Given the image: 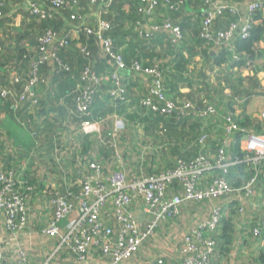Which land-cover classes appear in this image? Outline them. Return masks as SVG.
<instances>
[{
  "label": "built area",
  "instance_id": "2783aa9c",
  "mask_svg": "<svg viewBox=\"0 0 264 264\" xmlns=\"http://www.w3.org/2000/svg\"><path fill=\"white\" fill-rule=\"evenodd\" d=\"M45 1L50 8L32 3L31 0H23V3L27 11L31 10L32 14L43 18L52 17L51 9L58 10L67 5L65 0ZM90 1L93 4L112 2ZM142 1L147 3L148 8L139 10L145 20V23L140 24L141 32L147 37L164 33L174 43L181 42L182 31L170 18L166 16L162 20L157 19L156 7L160 1L170 6V10L174 9L170 0ZM205 5L207 10L202 18L200 38L206 44H214L219 49L228 47L236 39L247 40L255 24V15H264V0H247L245 11L242 6L225 1L205 0ZM226 13L241 18L226 29L217 30L216 19ZM74 19L75 17L72 18ZM108 28V24L101 22L98 36ZM71 39V34L61 36L52 31L45 33L40 39V62L48 63L52 59L58 61L56 52L66 50ZM101 44L113 58L116 56L110 51L111 40L104 39ZM115 65L116 71L112 75L115 88L112 96L119 101L124 100V90L121 89L118 72L125 65L120 57L116 58ZM36 67L32 69L30 82L24 86L25 95L32 94L34 86L40 82ZM135 69L139 70L140 67L137 65ZM145 73L154 77L150 90L152 97L163 103V106H158L154 99L147 98L143 101L146 110L158 113L165 119H170L173 114L182 120L193 116V104L168 97L162 88V74L157 69H148ZM91 83L100 84V79L86 72L76 98V114L83 117L78 129L82 136H99L102 126L105 125L90 119L96 95ZM6 95L3 94L4 97ZM31 97L35 99L33 104L37 105L36 97ZM24 98L23 95L21 100ZM215 115L219 113L209 107L200 119ZM261 120L264 123V113L261 114ZM222 121L227 138L236 133L242 135L239 147L242 156L234 157L229 148L222 147L215 157L201 156L190 163L179 160L173 169L148 174L139 163L130 168L119 153L111 161L113 167L96 159L88 161L79 172L83 176L79 187H72L75 190L69 188L67 197L55 193L56 196L48 200L51 215L42 234L53 241V251L47 258L40 259L35 264H55V258L61 255L77 260L78 264H93L97 257L109 261V264H212L213 257L218 252L214 236L220 233L226 218L222 208L214 202L241 194L251 198L260 183L259 175L255 173L245 185L236 188L230 185L226 175L239 166L258 167L264 162V135L248 133L231 114H225ZM125 127V123L116 118L110 134L111 141L106 142L107 145L115 149L118 145L117 139L123 134ZM200 141L204 144L205 137ZM230 142L229 140V144ZM22 178L11 170L0 172V235L9 234L12 241L19 239L30 221L31 200L29 202V197L23 192L29 186L23 183ZM76 189L80 190L74 195L73 191ZM206 202H211L212 206L205 204ZM194 203L205 207L198 213L201 216H196L195 223L188 228L181 221V214L184 207ZM140 205H143L147 220L137 217L136 211ZM239 213L244 214V209L240 208ZM173 227L179 232L172 236L177 242L176 253L172 251L170 254L174 260L168 256L169 249L165 252L161 248L164 243L167 245V241L170 243L168 232ZM259 233L261 232L258 229L254 231L256 236ZM145 247L149 250L146 256ZM158 247L159 250L156 249ZM7 254L1 244L0 264H14L16 261L19 264H30L27 252L20 247L15 249L16 261L9 260Z\"/></svg>",
  "mask_w": 264,
  "mask_h": 264
},
{
  "label": "trees",
  "instance_id": "16d2710c",
  "mask_svg": "<svg viewBox=\"0 0 264 264\" xmlns=\"http://www.w3.org/2000/svg\"><path fill=\"white\" fill-rule=\"evenodd\" d=\"M31 1L32 3H39L50 8L49 3L45 0ZM65 1L67 5L63 8L58 10L51 9V18H43L32 14L31 10L27 11L24 7L23 0H0V115H9L15 121H17L16 119L19 116L18 120L21 119L19 123L23 125L25 122L26 128L29 130L32 127V123L29 121L30 117L24 119L20 114L29 111V109H37L36 111L42 109L43 115L48 113L44 125L49 132L47 139L50 140L45 141L49 145L53 126L57 120L60 121L61 117H65L69 112L77 110L76 98L80 92L82 78L87 72L89 75L100 79V84H90L96 92L90 119L94 120V122L108 124L106 127L108 129L110 128V132L103 136L91 135L89 137L95 136L97 140L95 145L98 143L106 151L110 150V154L114 151V148L110 147L109 144L107 145L106 142L109 143L111 141L110 134L113 130V118L115 117L125 123L126 127L122 137L124 144H130L131 141L134 144L135 140L131 138L133 133H130V131L134 128H143L147 135H150L151 132L152 136L161 142L159 146L164 144L162 149H158L161 151L160 153H162L163 157L168 154L174 156V159L167 163L161 170L159 168L155 170L156 172H161L163 169H173L179 160L190 163L201 156L215 157L223 147V139L217 137V135L214 136L209 132V129H202L203 124H200L201 122L196 127H193L189 134L188 131H180L181 128H186V126H183L185 124L184 121L180 120L176 114H173L170 119H165V117L158 113L146 110V107L143 106V101L147 98H152L158 106H163V103L159 102L154 96L153 98L150 93L154 77L145 73L148 69H157L162 74V88L169 98L172 100L184 98V95L178 91L180 84L186 85V79H188L185 74L187 71V61L183 53L187 49L186 45H188L186 44L188 25L175 23V19L171 15L174 13L175 15H179L184 9V3L186 2L183 0H170V5L174 7L173 10H170V6L163 1H160L156 7L157 19L162 20V18L167 16L181 29L183 34L182 40L179 43H174L172 40L166 38L168 34L158 33L153 34L154 36L147 37L144 32H141L140 24L145 23V20L142 18V13H139V10L148 8L147 3L142 0H112L111 3L95 4L90 0ZM189 1L192 6L195 5V0ZM216 1H225L239 6H242L241 4L244 3L238 0ZM203 2L205 6V0ZM12 6L14 9L25 10L27 13V21L22 22L19 32L15 36L10 37V33L9 35L7 33L6 26L12 24L10 16ZM73 17H75L74 20H72ZM240 18V16L226 13L216 19L215 27L217 30L226 29L232 23L238 22ZM254 21L255 24L252 27L250 37L247 40L236 39L234 41L236 53L239 54V60H234V63L239 67L242 65L247 66L251 68L250 70L254 74H257L258 70L253 66L259 55V50L257 49L258 44L264 37V15L256 14ZM101 22L108 24L109 28L101 32L100 36H98ZM68 23L70 27L73 26L79 32L78 39H71L66 50L56 52L58 61L52 59L48 63H41L40 39L48 31L55 32L61 36L71 34L65 31ZM201 24L202 20L200 26L196 27L199 28L197 31V40L193 42L190 40V43L192 42L191 46L196 45L200 52L210 48L200 38ZM220 26L224 27L221 28ZM5 36L9 40H12L11 45H4ZM104 39L111 40L112 45L110 51L116 55L114 58L102 46L101 41ZM163 41L166 45L163 46L165 57L162 60H157V55H147V47L162 44ZM191 46L188 48L187 54L191 56L198 55L199 52L192 50ZM219 51L222 53L214 58L215 64L221 66L227 64L233 58L230 56V53H227V47H222ZM117 57H120L125 65L124 69L118 72L121 89L124 90L122 94L124 100L119 101L114 100L112 96V91L115 88L113 86L114 82H112V75L116 71L115 63ZM242 57H244L243 60L241 59ZM137 65L140 67L139 70L135 69ZM34 66H37V78L40 82L34 86L32 94L25 95L23 92L24 86L30 82V75L33 76L32 69ZM51 77L54 87L47 89L48 82L50 81L48 78ZM257 85L258 81L254 79L252 87L254 88ZM192 89L193 93L189 97L194 98L198 93V88L194 89L192 86ZM4 93L7 94L5 97L3 96ZM41 94H44V96ZM23 95L25 98L21 100ZM31 95L36 97L37 105L33 104L35 99ZM199 100H193V102L198 105L206 102L204 98H200ZM50 112H55L56 116H49ZM77 117L79 121H83V117L79 115ZM232 118L234 119L235 117L232 116ZM58 124L55 125L56 128ZM33 127L37 128L35 123H33ZM202 137H205L204 144L200 141ZM53 138L52 140H54ZM87 138L83 141V149L86 147L90 149V146L92 148V140H86ZM120 145L118 146L119 150L122 147L125 149V146H122L121 142ZM2 149L4 150L3 147ZM231 155L234 157L242 156L235 148L231 150ZM10 164L11 159L1 155L0 172H8L9 170L7 168ZM135 166L134 164L129 167L134 168ZM16 170L19 172V167ZM17 171L14 172L17 174ZM244 171H248L249 173L246 175L240 174ZM255 173L259 175L260 179H264V162L258 167L244 165L234 168L229 175H226V178H228L232 187L240 188ZM26 179L28 180V178H24L23 181ZM81 181H83V176L79 177L78 187ZM33 184L35 185L34 187L29 186L23 191L29 197V202L32 199L31 196L34 197L39 190H42L38 185L39 183L34 182ZM65 187L63 188L64 191L60 190L55 193L67 197L69 193L68 189L73 188L71 186ZM79 190L76 189V191H73L75 192L74 195L78 194ZM55 193L48 191L45 197L51 199L56 196L54 195ZM210 203L206 202L205 204L211 207L212 204ZM193 205L198 206L195 203ZM222 210L226 213L223 207ZM231 221V217H228L222 224L224 226L223 239L229 240V231L231 226H233ZM220 235L216 234L214 236L217 245L222 239H220ZM222 247H224L223 242Z\"/></svg>",
  "mask_w": 264,
  "mask_h": 264
},
{
  "label": "crops",
  "instance_id": "0c3cea01",
  "mask_svg": "<svg viewBox=\"0 0 264 264\" xmlns=\"http://www.w3.org/2000/svg\"><path fill=\"white\" fill-rule=\"evenodd\" d=\"M183 1L186 3H184L182 12L179 15H175V13L171 15L174 17L175 23L188 25L186 39V44L188 45H186L187 49L183 52L187 61V71L185 74L188 79L185 78L186 85L180 84L178 92L182 93L184 98L178 99V101L193 104V113L195 115L193 114V116H189L184 120L180 119L185 123L183 126H186V128H181L180 131H188L190 134V130L201 122L200 124H203L202 129H209V132L214 136L217 135V137L223 139V143L226 142L223 147L229 148L230 152L233 148L239 152L240 138L242 135L236 133L231 138H227L223 130L224 122L222 121V117L225 114H231L235 117L234 120L239 123L241 128L247 130L248 133L264 135V124L261 120V114L264 113V37L258 44L257 49L259 50V55L253 66L258 70L257 74H254L250 70L251 68L247 66L242 65L239 67L235 65L234 60H239V54L236 53L234 42L227 47V53H230V56L233 58L227 64L219 66L215 64L214 58L222 53L219 51L221 48H217L214 44H207L206 46H210V48L200 52L196 45L191 46L192 42L197 40V31L199 28L196 27L200 26L203 13L207 10V6H204L203 0H195L194 6L191 5L189 0ZM238 1L244 2L241 4L243 8L246 6L247 0ZM10 16L12 24L6 26V29L8 35L10 33L9 36L13 37L19 32L21 23L27 21V13L25 10L14 9L12 6ZM220 27L222 28L224 26ZM65 31L71 33L72 40L78 39L80 35L73 26H69V23ZM166 38L171 40L169 35ZM190 40H192L191 43ZM11 43L12 40H9L5 36L4 45L8 46ZM163 44L164 41L162 44L147 47V55H157V60H162L165 57L163 46L166 45ZM190 46L192 50L198 51L199 54L196 56L187 54ZM243 58L241 59L243 60ZM48 79L50 81L48 82L47 89L54 87L52 77ZM254 79L258 81V85L253 88L252 83ZM192 86L194 89L198 88V93L194 98L189 97L193 93ZM41 95L44 96V94ZM200 98H204L206 102H202L201 105L193 102V100L200 101ZM209 107H213L219 113V115H216L218 117L209 116L206 119H200L202 113ZM36 110L29 109V111L20 114L24 119L30 117L29 121L32 123V127L29 130L26 128L25 122L23 125L19 123L21 120H18L19 116L16 119L17 121H15L9 115H0V157L3 155L11 159V164L7 168L8 170L14 172L19 167L20 171H17V174L14 173L19 178L23 177V180L24 178H28L25 181L21 179L26 186L34 187L35 185L33 183L36 182L39 183L38 185L42 189L34 197L31 196L30 221H28L25 231L19 239L12 241L9 234L0 235V246L2 244V247L7 251L9 260H17L15 257V249L20 247L27 252L30 264H35L38 260L47 258L53 251V241L47 239L42 234L51 215V207L47 204L49 199L45 197L46 193L48 191L53 193L59 192L65 186H77L79 184V177L81 176L79 172L84 169L88 160L96 159L103 164L111 166L114 154L119 153L122 155L118 147L121 146L120 141L117 142L118 145L111 154L110 150L106 151L104 148L100 151H104L105 154L97 151L95 148L99 146H97L98 143L95 145L97 141L95 136L89 138L90 136H82L80 134L78 129L81 121H79L75 110L69 112L67 116L61 117L60 121L57 120L55 125L57 123L59 124L57 128L55 125L53 126L51 142L48 145L45 141L50 140L47 139L49 132L44 125L48 113L43 115L42 109L39 111ZM49 116H56V113L50 112ZM33 123H35L37 128L33 127ZM106 126L108 124L104 125V127L102 126L101 136L110 132V128L108 129ZM52 137H54V140H52ZM122 137L123 134L118 139ZM85 138H87L86 140H92V148L90 146V149L88 147L83 149V141H85ZM229 140L231 141L230 144ZM167 158L170 162L174 159V156L168 154ZM19 161L22 162V166ZM43 162L46 163L44 164ZM253 169L255 170V168ZM152 172L156 171L154 170ZM248 173V171H244L240 174L246 175ZM214 203L225 209L226 219L231 217L233 226H231L229 231V240H226L223 239L224 226L222 225L219 233L221 234L219 236L220 239L222 238L220 240L221 243L219 241L218 252L213 257L212 264H264V179H260V183L256 186L254 195L251 198H247L241 194L229 196L225 200H219ZM192 205L184 207L181 214V221H184L188 228H191V224L195 223L196 216L197 218L201 216L198 213L205 207ZM240 208L244 209V214L239 213ZM136 214L140 220H147L143 212V205L137 208ZM256 229L261 232L258 236L254 234ZM168 234L170 243L167 241V245L164 243V247L161 248L165 252L169 249L168 256L171 258L170 254H172V251L176 253L175 248H177V242L172 236L179 234V232H176L173 227ZM222 242L224 243V247H222ZM156 249L159 250V247ZM144 251V255L146 256L149 250L145 247ZM153 253L155 255L156 251ZM171 259L174 260V258ZM146 260L144 259V261ZM76 261L73 258L70 259L65 255H61L55 258L54 263L78 264ZM14 264L19 263L16 261ZM93 264H109V261L101 260L97 257Z\"/></svg>",
  "mask_w": 264,
  "mask_h": 264
},
{
  "label": "rangeland",
  "instance_id": "374dc122",
  "mask_svg": "<svg viewBox=\"0 0 264 264\" xmlns=\"http://www.w3.org/2000/svg\"><path fill=\"white\" fill-rule=\"evenodd\" d=\"M113 120L115 122L116 118L114 117ZM160 127L162 128V126ZM130 133H133L131 138L135 140L134 144H132V141L130 144H124L123 138L118 139V142L120 141L122 146H125V149L123 147L120 149V153L124 157L126 165L133 166L134 164L136 165L139 163L142 170L147 174L151 173L153 170H158V168L161 169L167 165L169 162L167 156L165 155L163 157L162 153H160L161 151L158 150L159 148L162 149L164 144L159 146L161 145V142L157 141L152 136L151 132L150 135H147L145 129L134 128L130 131ZM98 146L99 147H96L95 149L99 152H102L103 154L104 151H100L103 147L100 145ZM43 163L45 164L46 162ZM165 170L166 169H163L162 171Z\"/></svg>",
  "mask_w": 264,
  "mask_h": 264
}]
</instances>
